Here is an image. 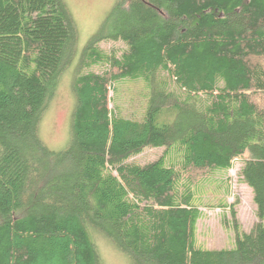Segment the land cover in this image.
Returning a JSON list of instances; mask_svg holds the SVG:
<instances>
[{"label":"trees","instance_id":"16d2710c","mask_svg":"<svg viewBox=\"0 0 264 264\" xmlns=\"http://www.w3.org/2000/svg\"><path fill=\"white\" fill-rule=\"evenodd\" d=\"M78 40L65 0H0V264H102L97 236L130 264H264V0H114ZM78 55L54 150L39 125ZM123 80L143 83L139 116L110 106ZM235 160L257 220L221 205L233 245L201 248L193 186Z\"/></svg>","mask_w":264,"mask_h":264},{"label":"rangeland","instance_id":"374dc122","mask_svg":"<svg viewBox=\"0 0 264 264\" xmlns=\"http://www.w3.org/2000/svg\"><path fill=\"white\" fill-rule=\"evenodd\" d=\"M76 22L81 50L86 40L96 31L114 0H65ZM99 48L105 52L116 51L120 55L126 45L118 41H102ZM79 55L61 76L57 91L50 100L39 125V134L51 149L64 146L69 136L70 116L74 107L71 79L79 66ZM104 65L96 64L89 68L100 73ZM86 69L83 68V71ZM115 92L110 106L118 105L125 116H139L144 106V86L142 81L123 80L115 84ZM164 148H145L141 153L130 157L128 162L144 164L163 154ZM241 160H235L227 171L212 173L193 186L196 193L194 203L199 206L202 216L196 223V243L204 249H219L233 245V232L229 227L230 212L227 207L234 203L236 217L243 231H249L256 222L255 205L251 189L240 181ZM102 264H130L125 255L117 252L107 241L96 237Z\"/></svg>","mask_w":264,"mask_h":264}]
</instances>
